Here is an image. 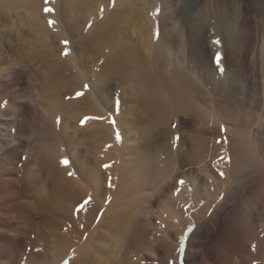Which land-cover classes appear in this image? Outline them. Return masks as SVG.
<instances>
[{"label": "bare ground", "instance_id": "obj_1", "mask_svg": "<svg viewBox=\"0 0 264 264\" xmlns=\"http://www.w3.org/2000/svg\"><path fill=\"white\" fill-rule=\"evenodd\" d=\"M133 25L142 48L131 42ZM132 100L158 115L132 126ZM181 113L205 116L193 158L178 147ZM243 116L258 127L248 130ZM85 117L94 119L82 125ZM161 126L154 154L145 133ZM205 136L216 146L204 164ZM186 160L203 163L206 179L194 169L176 179ZM67 182L76 186L66 196L73 207L91 197L73 218L60 203L45 205ZM48 209L62 214L54 231ZM33 219L36 245L26 237ZM6 260L264 264V0H0Z\"/></svg>", "mask_w": 264, "mask_h": 264}, {"label": "rangeland", "instance_id": "obj_2", "mask_svg": "<svg viewBox=\"0 0 264 264\" xmlns=\"http://www.w3.org/2000/svg\"><path fill=\"white\" fill-rule=\"evenodd\" d=\"M129 30H130V35H131V42L132 43H135L138 47H141L142 48L144 46L143 37H141L140 34L136 33V31H137L136 30V26H134V25L131 26ZM131 30L133 31L132 32L133 34L131 33ZM116 89H115V93L118 90V89L117 90ZM133 98L134 97H132V99ZM133 102L134 101L132 100L131 103L129 104V108H130L129 109V114H130L129 115V120H130V124L132 126L135 124L136 118L138 116L143 117V118L145 117L144 118V121H143L144 122L143 124H146V122L148 121V117L150 115L151 116L158 115L155 112H151V111L147 110L146 107L145 108L143 106L140 107L136 103V101L134 103ZM138 106H139L140 109H138ZM137 109L139 111H137ZM207 109H208L209 112L212 113L211 116L213 118H216L217 121L220 124H222V123H224V121H226V118L224 117V114L218 112L215 108H213L211 106V103L207 105ZM136 113H137V115H136ZM179 117L180 118H184L185 120H188V122L186 123V126L183 129H180V133H178L182 137V139H180V142H179V146L178 147L180 148V151H181L182 156H185V158H188L189 156L193 158L194 155H195L194 149H195L196 137L201 135V133H202L201 131L205 127V124H204L205 116L199 114V117H197V119L194 120V121H193V118H192V114H189V113H181V114H179ZM228 117L229 118H233L231 116H228ZM243 120H244L243 123H245V126H246V128L248 130H251L252 128L258 127L257 126L258 125V122H260V121H258V119L254 118V117H248V116H243L240 121L242 122ZM163 127L164 126L159 127L154 133H145L146 138H147V144H149L150 148H152V150H151L152 153L155 152L154 154H156V150H153V148H157V144L159 145V143L161 142V138L163 136L162 131L164 129ZM173 127L174 126L172 125L171 130L174 133L175 129ZM172 136H174V135H172ZM193 138H194V140H193ZM204 139L206 140V142L208 144V149H209V152H208V155H207V158H206L207 160L205 159L204 162H203L205 164V163H209L210 162V160L212 158V157L210 158V155L212 154V147H214L216 145H215V142L212 143L213 140H214V137H212V136H205ZM188 161L186 160V163H185L186 166L184 165L185 167L183 166V168H182V172H184V175L179 174L181 172V170H180L178 172L179 175L177 174L178 177L176 176V179H192V177L189 174L191 173V171L193 169H194L195 172H198L199 173L198 175L200 176L201 179H206V174L204 173V170H203L204 164L203 163L202 164L195 163V165H190V162H188ZM210 163H212V160H211ZM33 183L35 185H38L40 187V183H38L37 180H34ZM51 186H52V182H50V186L49 187L51 188ZM75 187L76 186L73 183H69V182H67L65 184V186H64V188L62 190H56L55 188L52 187V189H51V197L54 200H57L58 202L53 201V200L48 201L46 199L45 200V203H46L45 205L46 206H49V205H53L55 203H60V205L66 207V208H70V209H67L65 211L66 212H69L68 215L73 218L74 215L76 214V211L75 210H77V205L75 207H73L74 202L69 197H66V196L71 191H73L75 189ZM32 204L34 205V208L35 209H40L42 207V205H41L40 202H35V203H32ZM45 219L49 223V228L50 229H53V231H54V230H56L55 228H60V226H61L62 214H61V212L58 213L54 209L52 210V212L50 214V210L48 209V215H47V217ZM35 223H36V219H33V225ZM40 231H41L40 224L31 226L30 227V230H29V233L26 235V237L29 240H32L34 242V244L36 245V244H38V243H36V240L39 239L38 236L40 235ZM24 234H26V233L24 232ZM50 237L52 238V236L51 235L49 236V240H51ZM17 262H18V260H17ZM5 263L6 264H16V262H14L13 260H6Z\"/></svg>", "mask_w": 264, "mask_h": 264}, {"label": "snow or ice", "instance_id": "obj_3", "mask_svg": "<svg viewBox=\"0 0 264 264\" xmlns=\"http://www.w3.org/2000/svg\"><path fill=\"white\" fill-rule=\"evenodd\" d=\"M48 2H49V0H45V3H48ZM52 11H53V9H51V8H45V9H44V12H45V13H49V12H52ZM54 23H55V21H49V26H52ZM63 43H64L65 45H67V44H68V41H64ZM64 54H65V55H68L67 52H65ZM220 59H221V58H220L219 54H217V56H216V61H217V63L220 62ZM85 87L87 88L88 86L85 85ZM83 95H84L83 92H78V93L76 94V97L79 98V97H81V96H83ZM90 119H94V118H92V117H85V119H84L83 121H81V124L83 125V124L87 123L88 120H90ZM110 123H111L113 126L116 125V121H115V120H111ZM116 139H117V141L120 140V132H119V131L116 132ZM218 142H219V141H218ZM221 159H223V157H221ZM61 163H62L64 166H68V165H69V160H68V159H64ZM103 167H104L105 169H107V168L110 167V165L105 164ZM72 175H73V173L70 172V173H69V176H72ZM220 175L223 176L224 173L221 172ZM180 183L183 184L184 181H181ZM110 186H111V185H110ZM90 201H91V197H89L87 200H85V201H84V202L78 207L77 211H80L81 209H83V208L85 207V205H87L88 203H90Z\"/></svg>", "mask_w": 264, "mask_h": 264}]
</instances>
